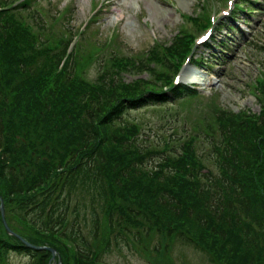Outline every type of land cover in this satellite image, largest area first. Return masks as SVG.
Wrapping results in <instances>:
<instances>
[{"label":"trees","instance_id":"obj_1","mask_svg":"<svg viewBox=\"0 0 264 264\" xmlns=\"http://www.w3.org/2000/svg\"><path fill=\"white\" fill-rule=\"evenodd\" d=\"M11 13L10 8L0 9V177L8 182L5 194L1 190L0 194L6 201L7 219L14 231L17 229L10 222L9 206H19L26 216L41 209V222L49 217L46 225L53 223L47 231L81 241L79 245L74 243L77 254L72 260L76 264H100L102 259L94 256L98 254L96 242L85 237L77 215L65 232L72 204L71 189L80 184L85 192L96 194L91 188L96 189L97 183L109 184L117 197L131 185L125 201L135 206L121 211L131 223L163 228L168 234L181 229L179 239L183 236L191 240L189 235L193 234L200 243L211 240V246L221 254L227 252L236 235L247 255L240 259L246 260L245 264H264V156L260 149L263 138L260 134L252 137L259 117L247 122L236 118L233 111L219 109L216 135L208 138L210 146L206 152L197 151L194 138L190 150L183 152L181 158L163 155L162 150L153 147L155 141L139 137L137 129L122 116L125 109L158 103L159 97L149 93L122 95L113 92L103 80L107 88L89 87L81 101L75 102L69 83L77 75L69 71L65 77V67L58 72L63 76L61 91H65L59 95L60 100H55L54 92L30 88L28 85H33L37 78L41 80L47 69L44 67L58 71L69 46L66 44L60 55L48 57L40 66L45 49L35 47L34 40L20 38L24 33L20 32V23L10 19ZM92 94L96 99L91 98ZM86 99L91 100L90 105ZM156 144L162 145L164 141ZM148 163L152 170L146 168ZM64 193L68 202L63 216L53 217ZM109 211L102 216L109 230L121 226L119 218ZM95 222L92 238L97 241L103 224L99 219ZM33 225L38 228L36 223ZM41 227L39 231L45 229ZM123 230L137 241L142 236L140 230L136 234L127 227ZM19 233L34 242L31 236ZM204 234L210 237L203 239ZM123 239L131 242L126 236ZM112 243L113 237L109 235L107 245ZM12 250L27 252L35 257V264H48L51 257L47 251L36 252L22 246L8 234L0 214V264H8L7 256ZM232 258L236 255L229 256V263Z\"/></svg>","mask_w":264,"mask_h":264},{"label":"rangeland","instance_id":"obj_2","mask_svg":"<svg viewBox=\"0 0 264 264\" xmlns=\"http://www.w3.org/2000/svg\"><path fill=\"white\" fill-rule=\"evenodd\" d=\"M0 1L19 7L15 18L31 30L40 31L49 41L68 38V34L75 35L83 58L82 78L87 83L102 78L100 73L107 69L110 82H114L119 89L129 86L133 91L161 90L175 76L166 68L167 64L176 68L183 63L184 69H193L196 68L195 62L208 61L201 70L208 74L212 82L197 85L199 89L196 95H187L168 108L162 102L158 107H144L136 113L140 119L138 122L143 123L142 134L152 140L159 139L161 133L167 139L183 134L185 122L181 114L189 117V123H195L220 109L233 111L240 119L252 122L260 112L257 95L264 99V0L257 1L259 5L245 0L244 8L238 10L233 6L241 3L240 0ZM106 2L109 3L108 8L103 12ZM27 3L29 9L26 8ZM249 5L259 11L252 16L251 13L247 14L245 7ZM244 17L250 25L243 20ZM254 17L257 20L252 22ZM228 23L238 27L237 37L227 36ZM216 25H220L222 30L218 32V37L203 43L201 39L215 31ZM206 45H210L209 48ZM187 58L189 61L181 62ZM109 62L111 68L108 69ZM13 86L16 84L13 83ZM261 122L264 123V113ZM260 130L254 127L253 135L257 138L261 134L264 139V133ZM96 185V189L91 188L96 194L89 190L85 192L80 184L73 186L70 200L75 204L83 234L96 242L98 260L102 259L107 264H229V256L236 255L230 262L240 264L243 263L240 256L247 258L241 250V239L236 236L234 239L238 241H234L227 252L221 254L211 246V240L199 244L192 235H189L191 240L183 236L179 239V234H168L163 228H149L144 223L133 224L121 213L128 206H135L131 201H125L130 194H126V191L131 189V185H127L125 193H119L117 197L111 193L109 184ZM7 186V180L0 177L2 193L5 194ZM67 202L64 193L52 216H63ZM108 210L115 213L122 225L109 230L104 217H98L103 231L101 238L95 241L92 238L94 220L99 215L104 216ZM20 214V208L10 210L11 224L31 236L35 243L56 250L50 264H76L72 260L77 254L74 243L79 245L80 240V243L78 240L71 241L51 233L53 230L47 231L53 223L46 225L49 217L41 222V214H44L41 209L31 211L27 217L38 227L43 226V231L25 223ZM65 223L70 226L71 218H67ZM57 227L58 224L55 229ZM124 227L133 234L137 230L142 232V236L137 237L140 245L124 242L123 237L128 238L130 233L125 231L124 234ZM109 235L113 237L112 245H107ZM158 244H161V251L156 249ZM238 248L241 251L238 252ZM10 259L12 264L31 262V257L21 252L11 253Z\"/></svg>","mask_w":264,"mask_h":264},{"label":"water","instance_id":"obj_3","mask_svg":"<svg viewBox=\"0 0 264 264\" xmlns=\"http://www.w3.org/2000/svg\"><path fill=\"white\" fill-rule=\"evenodd\" d=\"M0 204H1V205H0V210H1V214H2V218H3L4 225H5L6 229L8 230V232L13 233V232L11 231V229H10L8 223H7L6 217H5L4 202H3V199H2L1 196H0ZM13 234H14L15 236H17L18 238H20V240H21L23 243H25L27 246H29V247H33V248H35V249H47V250L51 251L53 254H55V250H54L53 248H51V247H47V246H36V245H33V244L29 243L28 241H26L25 239H23L22 237H20L19 235L15 234V233H13ZM53 258H54V256H53Z\"/></svg>","mask_w":264,"mask_h":264},{"label":"bare ground","instance_id":"obj_4","mask_svg":"<svg viewBox=\"0 0 264 264\" xmlns=\"http://www.w3.org/2000/svg\"><path fill=\"white\" fill-rule=\"evenodd\" d=\"M192 80H196V81H201L202 80V76L201 75H199V74H192Z\"/></svg>","mask_w":264,"mask_h":264}]
</instances>
